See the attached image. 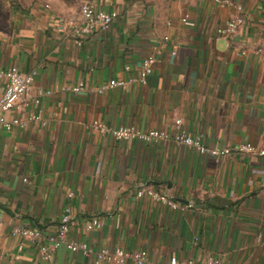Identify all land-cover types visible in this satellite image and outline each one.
<instances>
[{
  "label": "crops",
  "instance_id": "0c3cea01",
  "mask_svg": "<svg viewBox=\"0 0 264 264\" xmlns=\"http://www.w3.org/2000/svg\"><path fill=\"white\" fill-rule=\"evenodd\" d=\"M84 2L118 15L110 29L79 44L67 21L80 18ZM233 2L245 21L227 36L217 29L238 11L217 0L9 2L0 17V67L33 74L34 94L43 95L23 111L0 110L10 122L24 119L9 128L0 123V264H93V256L65 244L47 261L39 256L38 243L67 207L68 239L95 250L145 249L155 264L209 254L264 264V156L236 152L242 143L264 146V0ZM150 54L156 62L143 83ZM112 79L126 85L98 91ZM79 83L83 89L73 90ZM5 84L0 80V97ZM32 112L42 119H30ZM95 119L170 138L118 140L92 132ZM176 119L232 153L217 159L178 145ZM142 183L181 208L137 197ZM93 216L102 225L89 231ZM16 225L44 236L38 243L13 236Z\"/></svg>",
  "mask_w": 264,
  "mask_h": 264
},
{
  "label": "built area",
  "instance_id": "2783aa9c",
  "mask_svg": "<svg viewBox=\"0 0 264 264\" xmlns=\"http://www.w3.org/2000/svg\"><path fill=\"white\" fill-rule=\"evenodd\" d=\"M218 2L226 3L237 9L238 13L232 16L224 25L218 27V33L221 35H231L235 33L240 26L244 24V15L242 13V7L235 4L233 0H217ZM117 12L107 11L103 9H97L92 3L84 2L80 9V18L76 20H68L67 22L74 25L75 38L79 44H82L83 40L89 35L97 31H107L110 29ZM186 24L193 25L187 17L183 18ZM169 37L165 36L163 40H167ZM159 40V42H163ZM156 62V57L153 54L148 55L142 62V67L139 75V80L143 83L147 82V77L153 71V65ZM6 80L5 90L0 97V110H16L23 111L32 104L39 105L41 102V96L43 91H39V94H34V81L33 74L24 73L17 66H11L8 68L0 67V80ZM126 85L125 80L112 79L108 83L98 87V91L104 92L107 89L115 87H123ZM83 83H79L73 87V90L80 91L83 89ZM32 120H41L42 115L37 112H32L29 116ZM0 123L6 125L8 128L14 124H24V119L21 117L14 118L11 122L6 120L4 116H0ZM176 133L173 136L174 141L183 147L193 148L202 155L212 156L214 158H221L232 153L233 149L229 147H213L210 146L206 140L205 135L202 132H193L188 130L183 125L182 119H176L175 121ZM89 127L92 132H96L102 135L110 134L118 140H132L137 139L143 142L161 143L170 138L167 131L150 129L147 131L141 130L133 125L131 126H119L111 127L106 122L100 119L93 120ZM236 152L259 154L264 156V146L256 147L251 143L240 144ZM136 195L139 198L148 197L152 200L162 202L174 209L181 208L180 204L170 198L166 194H162L150 184H140L136 189ZM69 197H73L74 193L70 191ZM192 206V204H188ZM73 216L71 209L67 207L62 213L59 223L55 232L47 233L45 241L38 243V240L44 236L41 229L29 226L16 225L12 227L11 234L13 236H21L24 239H29L39 245V256L42 260L47 261L52 257V253L60 248L62 245H66L71 251H81L86 256H93V264L111 263V264H124L128 259H133L136 264H155L149 256V253L145 249L137 251H129L122 247L115 249L109 247H101L98 250L93 249L86 242L69 240L68 235L71 229V223ZM102 225V220L99 216L91 217L86 224L87 230H93ZM18 258V257H17ZM169 264H229L225 259L220 256L209 254L202 259H179L174 256L171 258Z\"/></svg>",
  "mask_w": 264,
  "mask_h": 264
},
{
  "label": "rangeland",
  "instance_id": "374dc122",
  "mask_svg": "<svg viewBox=\"0 0 264 264\" xmlns=\"http://www.w3.org/2000/svg\"><path fill=\"white\" fill-rule=\"evenodd\" d=\"M9 2L12 3L13 0H0V17L10 11Z\"/></svg>",
  "mask_w": 264,
  "mask_h": 264
}]
</instances>
